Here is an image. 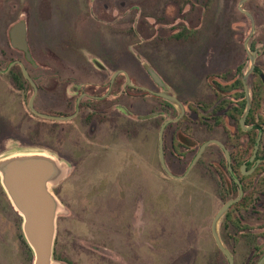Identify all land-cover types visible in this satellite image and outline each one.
I'll use <instances>...</instances> for the list:
<instances>
[{"label":"rangeland","instance_id":"rangeland-1","mask_svg":"<svg viewBox=\"0 0 264 264\" xmlns=\"http://www.w3.org/2000/svg\"><path fill=\"white\" fill-rule=\"evenodd\" d=\"M95 1L58 0V5H63L61 9L65 13L67 9L91 7ZM240 1L107 0L106 16L102 10L99 14L94 13L96 19L107 17L105 22L111 21V31L117 37L112 34L109 38L107 26L97 24L92 17L90 24L94 28L91 33L96 39L90 41L72 30L70 40L58 43V56L69 52L65 54L67 63L61 66L59 61L58 65L51 62L47 68L86 70L78 71L79 78H72L70 73L63 75L61 87L65 89L60 95L66 94L70 98L71 88L78 94L92 92L93 88L87 85L90 66L96 63L99 67L98 63L101 64L106 54L122 53L126 54L125 70L133 86L156 90L145 70L148 65L165 82H173L182 90L186 59L199 55L207 36L208 52H221L224 56L235 54L239 67L245 72L250 63L244 42L249 38L252 26L238 9ZM27 10L26 0H0V54L9 47L8 30L14 24L30 19ZM242 10L254 19L255 29L248 50L253 52L251 46L254 47L256 66L264 71V0L246 2ZM82 14L89 13L84 10ZM30 22L34 24V21ZM120 24L125 37L122 42L113 38L119 37ZM183 28L199 35L196 43L169 42L171 36L182 32ZM67 33L70 36L71 30ZM32 40L36 54L47 47ZM215 41L219 42L217 46L212 44ZM228 41L233 44L226 45ZM106 58L104 62L108 61ZM33 74L41 88L36 111L58 116L60 108L54 106L58 101L46 104L45 100L46 88H53L54 81L47 72L34 71ZM252 82L255 85L261 83L258 78ZM118 84L116 92L111 94L114 96L105 99L103 105L97 104L96 116L98 121L116 122L115 128L120 126L126 135L104 136L113 131L94 124L98 135H103L89 136L90 101L81 102L80 114L72 121L45 120L28 112L26 103L32 96L31 90L25 95L20 94L18 99V93L11 91L8 81L0 76V158L30 149L44 151L67 166L64 176L50 187L58 209L54 260L59 264H177L185 258L198 262L213 259L218 253L210 228L222 204L216 198L212 181L218 178L211 169L203 172L199 164L181 181L166 176L157 157L159 128L164 121L177 116L178 107L146 97V93L133 88H127V98L120 102L118 86L122 81ZM59 89L58 86L56 90ZM106 92L107 88H103L95 94L105 95ZM19 102H24V106ZM119 102L122 107H117ZM140 104L144 107L140 108ZM261 110L264 111V106ZM73 111L69 109L68 113ZM151 114H157V119L143 118ZM28 118L30 123L26 122ZM166 137L169 148V136ZM218 137L225 141V136ZM187 166L188 161L184 166L173 165L171 172L182 176ZM224 171L220 176L223 180L226 178ZM205 175L207 178L201 179ZM200 180L209 183L206 189L198 185ZM218 233L224 247L232 250L235 261L240 263L250 259L245 244L240 241L241 236L234 237L231 226H227L223 218L218 224ZM156 235L160 244L157 254L153 242ZM27 248L31 251L23 233V219L0 183V264H33L34 255L31 251L32 261H29Z\"/></svg>","mask_w":264,"mask_h":264},{"label":"flooded vegetation","instance_id":"flooded-vegetation-1","mask_svg":"<svg viewBox=\"0 0 264 264\" xmlns=\"http://www.w3.org/2000/svg\"><path fill=\"white\" fill-rule=\"evenodd\" d=\"M249 1L251 0H248L247 2ZM97 2H100L101 5L99 6ZM26 3L28 6L27 18H30L29 20L26 19L25 21L26 40L28 43L31 61L27 59L25 53L15 50L11 47L9 37V30L11 28L7 33L9 47L7 46L6 51L1 52L0 54V76H3L8 81L11 91L18 93V99H20V94L25 95L30 89L32 90L33 94V89L30 83L23 75V71L20 66V64H22L26 69L28 76L32 79L38 90L36 99L34 100V108L37 106V98L41 92V88L39 87L33 72H47L49 73L50 80L54 81V85L53 88H46V104H50L53 101H58V104H54V106L60 108L58 116L52 117L67 118L73 116L77 112V115L73 119L66 120L72 121L76 119L78 114H80L81 102L83 100H88L91 103L89 113L92 116L90 121L91 124L89 123L91 131L89 136L103 135L101 133L98 135L96 125L94 124H98L103 128L113 132H116V130L119 131L117 134L111 132L104 136H125V130H123L120 126L115 128L117 126L116 122L111 123L105 120L98 121L96 116L98 113L96 109L97 104L103 105L105 99L109 98L110 96H114L111 94L116 92L115 87L117 86V83L120 84L122 81V84H118V97L120 102L122 100H126L127 88H133L137 91L146 93V97L148 96L154 99L162 100L174 108V104L162 98L151 95L149 91L153 93L165 92L169 96L176 98L183 107V116L177 122H171L164 131L163 152L165 164L171 172L174 170L173 165H176L177 167L184 166L185 162L188 161V166L182 175L184 176L187 173L188 168L191 166L193 160L198 155L202 146L208 144L211 141H217L225 147L230 157L229 164L223 150L218 145L211 143L203 149L199 159L189 171L187 176L191 174L193 169L198 164L201 166L203 172H208V169H211L216 178H218L212 182L214 183L213 186L215 189L216 198L219 200L222 206L229 201L238 200L230 207V209L233 208L231 214L232 234L236 238L241 236L240 241L245 244L244 246L246 247V251L248 252L250 259L248 261H242L238 263L232 257V250H229L226 247L225 249L229 252L233 259L232 264H259L264 256V111L261 110L264 106V71H261L258 66H256L255 62L257 52L254 47L251 46L253 52L248 50V43L252 36L248 40L247 46H245V42L247 40L244 42V48L250 63L249 68L245 72H243L241 67H239L238 58L235 56V54L231 53L229 56H224L221 52L216 54L208 52L207 47L210 43H208V37L205 36L206 40L202 44V50L199 55L197 54L196 56L188 57L186 59V76L182 90H179L173 84V82H165V80L158 74L157 75L159 78L165 84L166 90L160 88L151 78L150 79L156 87L155 91H151L144 87L127 86L126 76L123 74V72L127 73L125 70V63L127 60L126 54L124 53L125 55H123L122 53H118L106 54L107 58H105L108 61L104 62L105 58H103L101 64L97 62L99 67L95 66L96 63L90 66L92 67L88 69V77L90 82H88L87 85L88 87L93 88L92 92L87 94L81 91L78 94V91L75 88H71L69 89L71 96L68 98L66 94L60 95V92L62 90L64 91L65 89L64 87H61V85L64 83L63 75L70 73L72 78H79L81 76L80 72L83 69H79L80 72H78L79 70L77 69H68L65 67L66 69L64 70L67 71L62 70L61 68L60 72L58 70L59 68L57 67L56 69L54 68L53 70H48L47 64L52 62L58 65L59 61L60 65L64 66L67 63L65 62L67 59V57H65L67 55L65 54H68L69 52H64L61 56H58V43H65L64 40L68 38V40H70L72 30L76 31L77 33L79 32L78 34H80L81 37H85L90 41L92 39H96L93 36L94 33H91L94 25L90 24V21L92 17L96 19L94 12L99 14L102 10L106 16L105 13L107 12L104 9L107 5V0H96V4L94 3V5L91 7L86 6V8H76L74 10L67 9L65 13L64 9H61L63 5H58V0H26ZM84 10L88 11L89 14L84 16L82 14V12L84 13ZM105 19H107V17L101 19L99 17L96 19V23L107 26L110 33L109 38H111L113 36L112 34L115 33L111 31V21L107 23L105 22ZM30 21H34V24H32ZM32 26L35 27V30ZM68 29L71 30L70 36L67 33ZM119 29V37L116 38L117 35L115 34L116 37L114 36L113 38L122 42L124 30L121 32V24L119 25ZM73 34H75V32ZM195 34V31H190L183 28L182 32L172 35L169 42L185 44L191 42L196 43L199 35L196 36ZM32 38L35 39V44L47 46L44 51L42 50L38 54L33 51L31 46V43L33 42ZM100 44H102V42H100ZM212 44L217 46L219 42L216 43L215 41L212 42ZM227 44L232 45L233 43L228 41L226 42V45ZM199 45L201 46L200 43ZM222 57L224 58L221 59ZM251 57H253L254 66V71L252 72H250L252 65ZM96 59L99 60V58ZM84 71L86 70H83L82 73ZM110 72L111 75H109ZM118 72L119 74H117L115 78L112 79L114 74ZM257 78L261 83L255 85L252 80ZM74 83H76V87H78V82L76 81ZM58 86L60 88L59 91L56 90L58 89ZM103 88H107L105 95L95 94L96 90ZM74 90L76 92H73ZM247 94L249 97L248 100ZM73 96L77 97L74 99ZM82 96L84 97L78 102L79 98ZM30 98L31 96L26 103L29 113L31 112L29 108ZM113 98L115 99L116 96ZM249 100L250 109L247 113ZM120 102L117 104V107H122ZM19 103L20 106L21 104L24 106V102ZM140 105V108L144 107V104ZM69 109H73L75 111L69 114ZM246 113L247 115H245ZM143 118H145V120H155L157 119V114H151L144 116ZM178 118L179 112L176 117H171L166 121H174ZM26 122L30 123L29 118ZM53 122L60 123L65 121L58 120ZM163 123L160 125V127L163 125ZM111 124H113L112 128ZM168 129L169 132L166 133ZM165 136H169V148L167 147V137L165 138ZM197 136H200V139L197 138ZM218 136H225V141H220V137ZM157 157L159 162L158 144ZM184 157L188 159L185 160ZM222 171L225 172V180L221 179L222 177H220ZM187 176L184 179H186ZM205 178H207L206 175L203 178L201 177V179ZM197 183L198 185L203 186L204 189L207 188L206 184H209L206 180H200ZM205 204L206 203H204L203 206H205ZM153 242L155 246L154 253L157 254L158 248L160 246L157 235L155 236V240ZM216 248L218 254H215L213 259L198 262L190 261L185 258L178 261L177 264H230L217 245ZM223 257L225 259H223ZM262 264H264V262Z\"/></svg>","mask_w":264,"mask_h":264},{"label":"water","instance_id":"water-1","mask_svg":"<svg viewBox=\"0 0 264 264\" xmlns=\"http://www.w3.org/2000/svg\"><path fill=\"white\" fill-rule=\"evenodd\" d=\"M248 0H241L239 3V10L246 15L252 24L251 34L245 46H247L248 40L254 33V21L252 16L242 10V5ZM9 37L11 47L15 50L21 51L26 54V57L31 61L30 53L28 50V43L26 40V24L21 21L14 24L9 30ZM252 65L250 72L254 71L253 57H251ZM25 79L30 83L33 94L30 98L29 108L33 114L46 120L53 121H66L73 119L77 112L67 118L52 117L48 115L39 114L34 108V100L36 99L38 90L32 79L28 76V73L24 66L20 64ZM145 70L150 78L162 89L166 90L165 84L159 78V76L148 66L145 65ZM119 74H114L113 78ZM123 74L126 76L127 86L133 87L130 78L127 73ZM145 90V89H142ZM149 93L153 96L162 98L179 109V118L174 121H166L160 127L158 136V156L159 162L163 172L174 180L184 179L192 167L199 159L203 149L214 143L218 145L224 152L228 164L230 163V157L225 147L217 141H211L208 144L201 147L198 155L193 160L191 166L188 168L187 173L182 177L173 175L165 164L164 152H163V135L166 127L171 122H177L183 116V107L181 103L174 97L169 96L165 92L163 93ZM85 96V95H84ZM80 97L78 102L84 97ZM249 99L247 94V100ZM250 109V100L248 101L247 113ZM247 113L245 115H247ZM230 170V169H229ZM67 172V166L59 163L52 155L47 154L44 151L36 152L30 149H24L10 153L9 155L0 158V183L11 202V205L16 212L23 219V233L26 237L27 243L34 255L33 264H59L54 260L53 255V243L55 235V220L57 213V202L51 192L50 187L56 185L58 181ZM236 201H229L224 204L215 215L212 221V235L216 245L232 264V257L229 252L225 249L218 233V224L228 212L230 207L235 204ZM264 262V256L259 264Z\"/></svg>","mask_w":264,"mask_h":264},{"label":"trees","instance_id":"trees-1","mask_svg":"<svg viewBox=\"0 0 264 264\" xmlns=\"http://www.w3.org/2000/svg\"><path fill=\"white\" fill-rule=\"evenodd\" d=\"M31 90V89H30ZM32 91V90H31ZM232 209L233 208H231L228 212H227V214L224 216V221H225V224L227 225V226H232V217H231V214H232ZM27 250V255H28V259H29V261H32V254H31V251L29 250V248H27L26 249ZM224 258V257H223ZM225 259V258H224ZM67 264H72V263H69V262H67Z\"/></svg>","mask_w":264,"mask_h":264}]
</instances>
